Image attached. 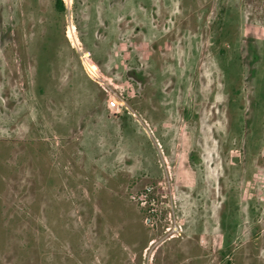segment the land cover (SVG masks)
<instances>
[{
    "label": "rangeland",
    "instance_id": "obj_1",
    "mask_svg": "<svg viewBox=\"0 0 264 264\" xmlns=\"http://www.w3.org/2000/svg\"><path fill=\"white\" fill-rule=\"evenodd\" d=\"M55 2L0 0V264H264V0Z\"/></svg>",
    "mask_w": 264,
    "mask_h": 264
},
{
    "label": "trees",
    "instance_id": "obj_2",
    "mask_svg": "<svg viewBox=\"0 0 264 264\" xmlns=\"http://www.w3.org/2000/svg\"><path fill=\"white\" fill-rule=\"evenodd\" d=\"M56 7L58 10L63 11L64 10V2L63 0H56L55 2Z\"/></svg>",
    "mask_w": 264,
    "mask_h": 264
},
{
    "label": "crops",
    "instance_id": "obj_3",
    "mask_svg": "<svg viewBox=\"0 0 264 264\" xmlns=\"http://www.w3.org/2000/svg\"><path fill=\"white\" fill-rule=\"evenodd\" d=\"M99 108H100V107H99V105H98V106L95 107V110L97 111V110H99ZM74 121H75V124H74V125L76 126V125H77V121H82V119H81V117H80V118L75 117V118H74ZM149 260H150V258H149Z\"/></svg>",
    "mask_w": 264,
    "mask_h": 264
},
{
    "label": "built area",
    "instance_id": "obj_4",
    "mask_svg": "<svg viewBox=\"0 0 264 264\" xmlns=\"http://www.w3.org/2000/svg\"><path fill=\"white\" fill-rule=\"evenodd\" d=\"M109 105V104H108ZM109 107H110V105H109ZM111 108V107H110ZM112 109V108H111ZM113 110V109H112ZM113 112H115V110H113ZM142 203H145V202H142Z\"/></svg>",
    "mask_w": 264,
    "mask_h": 264
}]
</instances>
